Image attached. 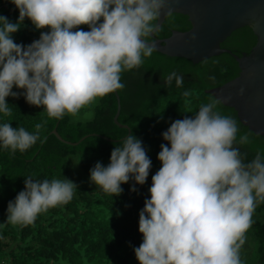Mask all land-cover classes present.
Instances as JSON below:
<instances>
[{
    "label": "clouds",
    "instance_id": "clouds-1",
    "mask_svg": "<svg viewBox=\"0 0 264 264\" xmlns=\"http://www.w3.org/2000/svg\"><path fill=\"white\" fill-rule=\"evenodd\" d=\"M19 10L17 22L0 15V113L11 116L6 97L23 96L42 107L49 119L76 117L97 98L123 90L122 74L139 69L151 57L159 31L157 21L172 15L169 0H10ZM40 37L25 46L14 41L25 19ZM102 19V22H100ZM87 25L89 31L79 28ZM77 29V30H74ZM182 87L184 77L172 72L164 87ZM13 86L22 92L12 91ZM244 89H240L243 94ZM190 103L191 90L183 92ZM209 98L194 116L173 121L162 133L160 169L152 176L150 199L139 212L143 241L134 248L139 264H243L241 249L256 207L264 203V153L246 161L242 147L250 134L238 135V123ZM35 131L0 124V147L13 155L37 141ZM152 166L140 139L128 134L110 155L97 162L90 181L104 193L119 196L121 185H144ZM25 189L7 206V222L28 226L38 214L68 204L77 185L67 179L25 178Z\"/></svg>",
    "mask_w": 264,
    "mask_h": 264
},
{
    "label": "trees",
    "instance_id": "trees-1",
    "mask_svg": "<svg viewBox=\"0 0 264 264\" xmlns=\"http://www.w3.org/2000/svg\"><path fill=\"white\" fill-rule=\"evenodd\" d=\"M0 15L15 23L19 10L10 0H0ZM190 26L186 15L172 13L166 15L154 37H167L173 29L184 31ZM79 28L90 30L87 25ZM47 30H36L26 18L12 38L27 46L39 39L41 31ZM255 41L251 27L243 26L235 29L220 46L240 55L248 52ZM172 72L184 77L182 87H177L175 80L171 87H164L165 78ZM238 73V64L231 53L222 52L193 63L155 50L138 70L122 74L126 87L117 91L120 97L118 121L127 124L129 131L113 121L117 107L114 93L97 98L76 117L66 114L59 120L49 119L42 107L30 106L23 96L6 97L12 115L0 113V124L11 123L13 128L24 127L31 133L37 123L46 121L40 133L46 142L37 141L26 152L17 151L14 155L0 147V264H139L134 252L143 241L139 212L145 200L150 199L152 176L162 166L157 159L160 145L170 147L162 133L173 121L186 115L194 116L210 97L216 99L206 89L219 86ZM186 90L192 92L188 105L184 104L182 95ZM12 91L23 90L13 86ZM218 110L237 121L238 135L250 134L251 143L241 149L247 154L246 161H251L257 152L264 153V135L243 125L232 107L220 103ZM87 112L89 116L85 117ZM53 128L63 139L72 142L87 136L77 144H69L51 133ZM128 134L142 141L152 161L149 176L144 185H135L136 192L130 191L134 184L130 180L121 185L123 192L119 196L104 193L90 181V169L98 161L107 166L112 150ZM72 164L78 165L82 182L68 204L38 214L35 222L28 226L7 222L8 203L25 189V178L41 181L60 178ZM252 220L247 233L254 243V254H246L241 260L243 264H264V203L256 207Z\"/></svg>",
    "mask_w": 264,
    "mask_h": 264
},
{
    "label": "water",
    "instance_id": "water-1",
    "mask_svg": "<svg viewBox=\"0 0 264 264\" xmlns=\"http://www.w3.org/2000/svg\"><path fill=\"white\" fill-rule=\"evenodd\" d=\"M172 13L186 15L191 26L181 31L173 29L167 37L150 36L155 50L168 55L186 58L197 63L222 52L231 53L238 64L239 73L225 83L205 91L222 104L232 107L239 121L256 134L264 135V0H169ZM166 14L157 21L161 26ZM249 26L256 41L248 52L240 55L220 43L235 29ZM243 88V94L240 89ZM117 107L113 116L116 125L129 126L118 121L120 97L113 92ZM59 140L63 139L55 128L51 130ZM127 136V135H126ZM105 139L112 140L103 136ZM117 140V139H114Z\"/></svg>",
    "mask_w": 264,
    "mask_h": 264
},
{
    "label": "rangeland",
    "instance_id": "rangeland-1",
    "mask_svg": "<svg viewBox=\"0 0 264 264\" xmlns=\"http://www.w3.org/2000/svg\"><path fill=\"white\" fill-rule=\"evenodd\" d=\"M84 116L88 117L89 112L85 113ZM63 178H67V179L73 181L77 186H79L82 182V177L80 175V169H79L78 165L72 164L71 168L69 169V171L65 175H63L60 178H56V179H63ZM249 231H250V229L248 230V233H249ZM248 233H246V242L242 246V249H241V253H240L241 258H242V256H244L246 254L248 256H251L254 254V243L251 240Z\"/></svg>",
    "mask_w": 264,
    "mask_h": 264
}]
</instances>
